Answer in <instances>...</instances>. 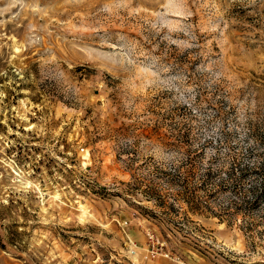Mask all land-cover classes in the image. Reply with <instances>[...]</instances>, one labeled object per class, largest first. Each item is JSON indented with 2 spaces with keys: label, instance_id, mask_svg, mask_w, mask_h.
<instances>
[{
  "label": "rangeland",
  "instance_id": "1",
  "mask_svg": "<svg viewBox=\"0 0 264 264\" xmlns=\"http://www.w3.org/2000/svg\"><path fill=\"white\" fill-rule=\"evenodd\" d=\"M0 264H264V0H0Z\"/></svg>",
  "mask_w": 264,
  "mask_h": 264
},
{
  "label": "trees",
  "instance_id": "2",
  "mask_svg": "<svg viewBox=\"0 0 264 264\" xmlns=\"http://www.w3.org/2000/svg\"><path fill=\"white\" fill-rule=\"evenodd\" d=\"M261 169L260 165L245 164L240 166V168L236 167L231 169V172H228V178H222L218 185H225L226 187H230L235 194V199H233V203H241L245 205H254L259 202L260 193L258 192L257 184L251 182L248 183L247 187L244 186V183L241 178H243L246 174H258ZM234 170V172H233ZM237 173V174H236Z\"/></svg>",
  "mask_w": 264,
  "mask_h": 264
}]
</instances>
